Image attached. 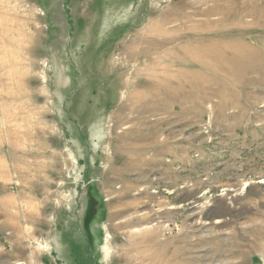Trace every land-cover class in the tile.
I'll return each instance as SVG.
<instances>
[{
	"label": "rangeland",
	"instance_id": "rangeland-1",
	"mask_svg": "<svg viewBox=\"0 0 264 264\" xmlns=\"http://www.w3.org/2000/svg\"><path fill=\"white\" fill-rule=\"evenodd\" d=\"M136 253L264 264V0H0V264Z\"/></svg>",
	"mask_w": 264,
	"mask_h": 264
},
{
	"label": "bare ground",
	"instance_id": "bare-ground-1",
	"mask_svg": "<svg viewBox=\"0 0 264 264\" xmlns=\"http://www.w3.org/2000/svg\"><path fill=\"white\" fill-rule=\"evenodd\" d=\"M132 223H136V221H133ZM136 245L138 246L139 244L137 243V241H135V244L133 245V247H136ZM171 248V247H170ZM107 249V248H106ZM140 249V248H139ZM143 250V249H142ZM171 253V252H170ZM105 255L106 257L109 256L108 254V251H105ZM141 254L140 253H136L134 254L133 256L132 255H129V256H126V260H128V263L129 264H156L155 262V259H154V256L151 257L150 259L149 258H145L143 256H140ZM169 255V254H168ZM167 256V255H166ZM149 257V256H148ZM181 259V258H180ZM174 262V261H173ZM127 263V264H128Z\"/></svg>",
	"mask_w": 264,
	"mask_h": 264
}]
</instances>
